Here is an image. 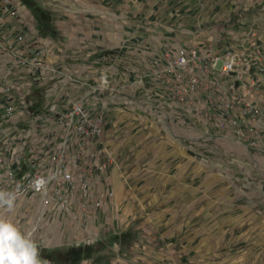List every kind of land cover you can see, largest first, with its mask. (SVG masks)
I'll list each match as a JSON object with an SVG mask.
<instances>
[{
    "label": "rangeland",
    "instance_id": "rangeland-1",
    "mask_svg": "<svg viewBox=\"0 0 264 264\" xmlns=\"http://www.w3.org/2000/svg\"><path fill=\"white\" fill-rule=\"evenodd\" d=\"M20 1L27 36L49 40L65 73L98 88L106 77L89 103L114 195L93 213L24 199L0 215L49 264H264V151L204 117L200 85L186 114L169 101L167 31L127 23L114 0Z\"/></svg>",
    "mask_w": 264,
    "mask_h": 264
},
{
    "label": "built area",
    "instance_id": "built-area-1",
    "mask_svg": "<svg viewBox=\"0 0 264 264\" xmlns=\"http://www.w3.org/2000/svg\"><path fill=\"white\" fill-rule=\"evenodd\" d=\"M27 18L20 0H0V37L5 41L0 55L14 56L0 74V190L14 192L16 203L39 201L43 212L51 206L96 212L114 195L107 172L112 158L89 103L107 81L98 88L65 73L53 62L57 58L51 59L49 40L27 36ZM211 59L205 67L196 49H178L162 68L169 101L184 107L186 114L187 96L200 85L209 99L202 108L204 117L221 121L220 128L230 129L247 147L264 151V113L250 101L255 78L264 68L255 69V63L231 49ZM64 88L68 99L56 95Z\"/></svg>",
    "mask_w": 264,
    "mask_h": 264
},
{
    "label": "crops",
    "instance_id": "crops-1",
    "mask_svg": "<svg viewBox=\"0 0 264 264\" xmlns=\"http://www.w3.org/2000/svg\"><path fill=\"white\" fill-rule=\"evenodd\" d=\"M114 1L119 3L120 12L123 6L127 23H150L160 26L162 32V29L167 31V43L175 50L169 61L178 49L194 48L205 58L203 65L209 67L211 58H219L226 49H231L240 53L243 60L255 63V69L258 66L264 68V0ZM0 43H5L1 37ZM13 59L11 53L0 55L1 75ZM262 78L264 73L255 78L250 101L264 113Z\"/></svg>",
    "mask_w": 264,
    "mask_h": 264
},
{
    "label": "clouds",
    "instance_id": "clouds-1",
    "mask_svg": "<svg viewBox=\"0 0 264 264\" xmlns=\"http://www.w3.org/2000/svg\"><path fill=\"white\" fill-rule=\"evenodd\" d=\"M43 185L44 181H37ZM14 192L0 190V209L12 212L16 204ZM0 264H49L42 260L37 243L30 234L23 233L6 216L0 215Z\"/></svg>",
    "mask_w": 264,
    "mask_h": 264
},
{
    "label": "bare ground",
    "instance_id": "bare-ground-1",
    "mask_svg": "<svg viewBox=\"0 0 264 264\" xmlns=\"http://www.w3.org/2000/svg\"><path fill=\"white\" fill-rule=\"evenodd\" d=\"M102 82H103V83H105V82H106V80H103ZM103 145L105 146V148H107L105 144H103ZM111 158H112V156H111ZM112 159H113V158H112Z\"/></svg>",
    "mask_w": 264,
    "mask_h": 264
}]
</instances>
